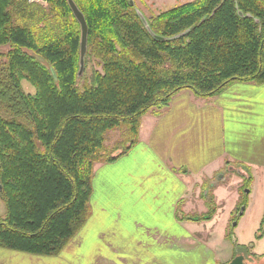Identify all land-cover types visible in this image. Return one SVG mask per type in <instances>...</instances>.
<instances>
[{
    "label": "trees",
    "instance_id": "obj_1",
    "mask_svg": "<svg viewBox=\"0 0 264 264\" xmlns=\"http://www.w3.org/2000/svg\"><path fill=\"white\" fill-rule=\"evenodd\" d=\"M74 2L89 27L93 68L82 77L81 25L68 0H0L6 249L58 255L90 216L95 165L127 154L143 116L162 113L178 93L209 99L234 82L264 84V0H191L150 14L139 7L168 40L149 33L131 0Z\"/></svg>",
    "mask_w": 264,
    "mask_h": 264
},
{
    "label": "crops",
    "instance_id": "obj_2",
    "mask_svg": "<svg viewBox=\"0 0 264 264\" xmlns=\"http://www.w3.org/2000/svg\"><path fill=\"white\" fill-rule=\"evenodd\" d=\"M222 170L236 197L242 183L250 194L264 183V84L234 82L209 99L184 90L144 115L137 144L95 165L90 216L68 245L54 256L0 247V264H227L234 252L219 260L206 222L189 215L208 210L199 179Z\"/></svg>",
    "mask_w": 264,
    "mask_h": 264
},
{
    "label": "rangeland",
    "instance_id": "obj_3",
    "mask_svg": "<svg viewBox=\"0 0 264 264\" xmlns=\"http://www.w3.org/2000/svg\"><path fill=\"white\" fill-rule=\"evenodd\" d=\"M134 1H136L135 3L138 7L144 9L147 14H150L151 12L158 13L168 10L191 0ZM92 68V64L86 67L85 63L81 77L85 71L90 75ZM23 85L28 92H35V88L28 81H23ZM223 173H226V179L220 181L219 178ZM230 174L231 172L222 170L220 174L211 178H200L195 187L201 191L202 197L206 200L208 210L199 214L197 212H189V215L197 216L195 219L197 221L206 222L199 227L202 230L201 235L202 237L210 235L209 240L213 243L214 248L216 247L219 260L228 256V252L230 251L234 252L235 257L239 254L249 255L251 254L249 250H251L257 253V255L253 254L252 256L251 254L250 259H248L249 256H246V259L250 260L253 264H264V236L260 240L256 237L264 220V183H261V186L259 185L256 188L253 187L255 190H253V194H250V183L244 182L241 184L243 187L241 193L239 192L240 197H236L231 194V189H228V175ZM261 177L264 178V174ZM241 203H246V206L247 203H250L251 209L245 213V208L243 216L239 217ZM213 206L215 209H213ZM234 210L235 212L233 213ZM208 216H211V218L205 219ZM235 222H237L236 226H234ZM203 227L207 228V230L205 231ZM244 248H250L247 250L249 252L245 251L246 249ZM240 250L244 252L241 253Z\"/></svg>",
    "mask_w": 264,
    "mask_h": 264
},
{
    "label": "water",
    "instance_id": "obj_4",
    "mask_svg": "<svg viewBox=\"0 0 264 264\" xmlns=\"http://www.w3.org/2000/svg\"><path fill=\"white\" fill-rule=\"evenodd\" d=\"M68 3L76 17V19L78 20V22L81 25V50H80V70H79V76H81L83 74L84 68H85V57L87 54V50H88V35H89V27H88V23L87 20L84 16V14L82 13V11L79 9V7L76 5V3L74 2V0H68ZM131 5L136 7V11L138 16L140 17V19L142 20L144 26L146 27V29L149 31V33L154 36L156 39L159 40H168V38L162 37L157 35L156 33L153 32L148 19L146 17V15L144 14V12L136 5L134 0H131ZM240 15H243L242 12H240ZM186 33V32H185ZM183 33V34H185ZM183 34H180L178 36H175L173 38H169V39H175V38H179L181 37ZM237 222L234 223V226H236ZM227 264H247L245 262V256L242 254H239L237 256H235L229 263Z\"/></svg>",
    "mask_w": 264,
    "mask_h": 264
},
{
    "label": "flooded vegetation",
    "instance_id": "obj_5",
    "mask_svg": "<svg viewBox=\"0 0 264 264\" xmlns=\"http://www.w3.org/2000/svg\"><path fill=\"white\" fill-rule=\"evenodd\" d=\"M247 250H249V248ZM247 252H249V251H247Z\"/></svg>",
    "mask_w": 264,
    "mask_h": 264
}]
</instances>
